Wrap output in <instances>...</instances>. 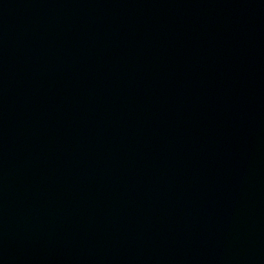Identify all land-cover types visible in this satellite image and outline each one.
Wrapping results in <instances>:
<instances>
[{
	"label": "water",
	"instance_id": "1",
	"mask_svg": "<svg viewBox=\"0 0 264 264\" xmlns=\"http://www.w3.org/2000/svg\"><path fill=\"white\" fill-rule=\"evenodd\" d=\"M0 264H264V0H0Z\"/></svg>",
	"mask_w": 264,
	"mask_h": 264
}]
</instances>
